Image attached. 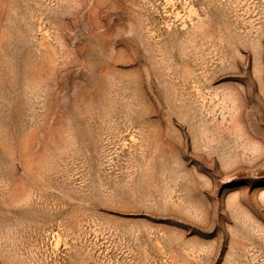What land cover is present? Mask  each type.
Masks as SVG:
<instances>
[{
    "label": "rangeland",
    "instance_id": "obj_1",
    "mask_svg": "<svg viewBox=\"0 0 264 264\" xmlns=\"http://www.w3.org/2000/svg\"><path fill=\"white\" fill-rule=\"evenodd\" d=\"M0 264H264V0H0Z\"/></svg>",
    "mask_w": 264,
    "mask_h": 264
}]
</instances>
